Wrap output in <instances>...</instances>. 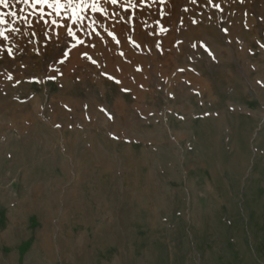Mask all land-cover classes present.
Here are the masks:
<instances>
[{"label":"rangeland","instance_id":"374dc122","mask_svg":"<svg viewBox=\"0 0 264 264\" xmlns=\"http://www.w3.org/2000/svg\"><path fill=\"white\" fill-rule=\"evenodd\" d=\"M0 13V264H264V0Z\"/></svg>","mask_w":264,"mask_h":264},{"label":"snow or ice","instance_id":"6c2138e0","mask_svg":"<svg viewBox=\"0 0 264 264\" xmlns=\"http://www.w3.org/2000/svg\"><path fill=\"white\" fill-rule=\"evenodd\" d=\"M26 2V0H25ZM59 2V0H57V3ZM113 2H115V0H113ZM0 5H2L4 8H8L9 7V0H0ZM10 15H12L13 17H15L17 15V13L15 12H11L8 13ZM6 14L4 13H0V24H5L7 23L6 19L4 18ZM0 35H2V33H0Z\"/></svg>","mask_w":264,"mask_h":264}]
</instances>
